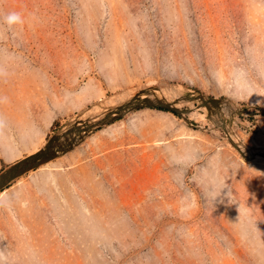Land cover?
I'll list each match as a JSON object with an SVG mask.
<instances>
[{
    "label": "rangeland",
    "instance_id": "obj_1",
    "mask_svg": "<svg viewBox=\"0 0 264 264\" xmlns=\"http://www.w3.org/2000/svg\"><path fill=\"white\" fill-rule=\"evenodd\" d=\"M0 83L81 91L76 104L103 91L68 123L163 83L185 87L188 112L200 95L219 113L235 102L229 129L205 107L136 111L14 180L0 192L8 264H264V160L230 139L264 147V0H0Z\"/></svg>",
    "mask_w": 264,
    "mask_h": 264
},
{
    "label": "crops",
    "instance_id": "obj_2",
    "mask_svg": "<svg viewBox=\"0 0 264 264\" xmlns=\"http://www.w3.org/2000/svg\"><path fill=\"white\" fill-rule=\"evenodd\" d=\"M26 81L28 82V78L23 82ZM36 86L38 85L34 87ZM84 88L91 89L89 85ZM36 90L37 88L32 87L27 92L25 89V93L16 96V92L10 86L1 85L0 83V172L7 168L8 165L24 158L25 155L33 154L42 148L53 134L51 129L56 124L59 126V129L54 134H59L66 130L69 125H72V123L66 122L67 118L74 111L85 108L90 103L91 98L98 97L101 99L103 93L99 89L98 94H96L97 88L90 90V95H84L82 100L79 99L80 103L76 104L75 99H78L79 92L81 91L75 96L74 94H68L69 96H65L64 98L50 100L51 98H48V96H45L44 99L42 97L40 99H36V97L32 98L30 96L31 92L37 94L38 92H34ZM135 117L136 119L137 117L139 118V113H135ZM87 137L68 153L56 159H61L74 152ZM55 161L53 160L52 162L55 163ZM44 166L39 168V172L42 174L44 172L41 169Z\"/></svg>",
    "mask_w": 264,
    "mask_h": 264
},
{
    "label": "water",
    "instance_id": "obj_3",
    "mask_svg": "<svg viewBox=\"0 0 264 264\" xmlns=\"http://www.w3.org/2000/svg\"><path fill=\"white\" fill-rule=\"evenodd\" d=\"M144 93H139L133 98L123 102L119 106H110L105 108L102 116L96 121H90V119L77 121L75 124L67 127L66 130L60 132L59 134H54L51 136L46 144L33 154L27 155L24 158L18 160L17 162L9 165L7 168L0 172V192L3 191L8 185H10L14 180L28 173L29 171L39 169L41 165L51 162L56 158L68 153L75 146L80 144L89 134L93 131L107 126L128 114L135 113L136 111L143 110L145 108H157L162 110H169L177 114L183 115L184 113H189L186 110H181L180 108L174 107L169 102L165 101L163 98L153 94V97H144L141 95ZM145 94H150L145 93ZM201 107L208 109L209 113L218 114V108H220L221 100L217 98L207 97L200 95ZM216 108V109H215ZM90 121V122H87ZM76 129V130H75ZM74 132L75 135L70 137ZM63 139V141H61ZM233 146L239 151L245 160L253 161L257 157L264 160V147L250 148L249 151H244L243 147L233 143Z\"/></svg>",
    "mask_w": 264,
    "mask_h": 264
},
{
    "label": "bare ground",
    "instance_id": "obj_4",
    "mask_svg": "<svg viewBox=\"0 0 264 264\" xmlns=\"http://www.w3.org/2000/svg\"><path fill=\"white\" fill-rule=\"evenodd\" d=\"M181 86V85H180ZM176 86L175 84H173V85H169V84H159L157 87H154V86H150V87H152V88H150V87H143V89L145 88V92H144V94H142L141 95V97L142 98H144V97H147V96H149V97H153V94H155V95H157V96H159V97H161V98H163L165 101H167V102H169L171 105H173L174 107H181L182 106V103L183 102H185V101H183V95H182V93L184 92V89H185V87H183V86ZM139 87V86H138ZM138 89V88H137ZM140 89V88H139ZM132 90V89H131ZM133 91V90H132ZM137 91V90H136ZM187 91V90H186ZM121 92V91H120ZM150 93V94H145V93ZM121 93H123V92H121ZM121 93H116L114 96L115 97H117L118 95V99H116L115 101H111V99L110 98H108L109 100L107 101V105L108 106H115V107H117V106H119L120 104H122L123 102H125L126 100H129V98H130V96L132 95H128V94H123V95H120ZM134 93V92H133ZM113 96V97H114ZM114 97V98H115ZM113 98V99H114ZM132 98V97H131ZM103 100V99H102ZM185 100V99H184ZM232 103H234L235 104V102H232ZM104 104V103H103ZM234 104H233V106L232 105H230V104H225L224 105V113H218V114H216L215 115V117H214V120L216 121V123H218V124H220V125H223V126H226V125H224L223 123H222V121H223V117L222 116H224V114H227V113H230L229 111L230 110H232L233 108H234ZM230 105V106H229ZM199 108H201V106H199L198 108H194L193 110H191L190 112H189V115L193 112V111H197ZM103 108H101V106H98V105H96V106H94L93 108H91V109H89V110H87L86 112H84V115L82 114L81 115V117H78V118H73V119H77V121L79 122V121H83V120H87V118H89L90 119V121H96V120H98V118L100 117V116H102V110ZM105 110V109H104ZM89 116V117H88ZM77 121H74V122H71L72 123V125L73 124H75ZM90 121H87V122H90ZM76 125V124H75ZM227 128H228V126H226ZM229 129V128H228ZM76 130V129H75ZM73 135H75L74 134V132L72 133V135H69L70 137H73ZM229 135H230V133H229ZM233 136V135H232ZM230 136V139L232 140V142L233 143H235V144H238V145H240V146H242L243 147V149H244V151H249L248 149H250L247 145H245V144H241L240 142H238V139L235 137V136ZM250 151H251V149H250ZM259 159H262V158H256V159H254L253 161H255V160H259ZM52 162V161H51ZM51 162H47V163H45V164H43V165H41V166H46V165H48V164H50ZM40 166V167H41ZM44 166V167H45ZM2 192H4V191H2Z\"/></svg>",
    "mask_w": 264,
    "mask_h": 264
},
{
    "label": "clouds",
    "instance_id": "obj_5",
    "mask_svg": "<svg viewBox=\"0 0 264 264\" xmlns=\"http://www.w3.org/2000/svg\"><path fill=\"white\" fill-rule=\"evenodd\" d=\"M6 22L9 25H12L14 23L21 22V17L18 13H11L7 16ZM0 264H8V260L2 252H0Z\"/></svg>",
    "mask_w": 264,
    "mask_h": 264
}]
</instances>
